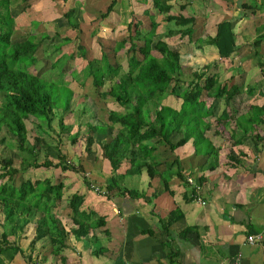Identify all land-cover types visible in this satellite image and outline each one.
Here are the masks:
<instances>
[{
	"label": "trees",
	"instance_id": "obj_1",
	"mask_svg": "<svg viewBox=\"0 0 264 264\" xmlns=\"http://www.w3.org/2000/svg\"><path fill=\"white\" fill-rule=\"evenodd\" d=\"M147 1L143 0V4H147ZM174 1L177 0H150L152 7L144 9L139 16L130 13L131 20L126 26V35L114 38L113 46L97 43L100 50L98 59L87 58L86 48L80 43L79 37L82 26L73 23L77 18L79 23L82 22L79 10L84 5L71 7L61 14L68 27L77 34L74 37L65 36L63 43L56 49L70 44L76 37L77 54L85 61V66L81 70L83 79L91 78V85L102 101L107 98L112 101L103 102L101 108L97 107L99 113H106L104 120L95 118L94 122H78L76 119L78 129L70 132L71 125L64 123V116L71 112L74 92L67 82L62 80L60 82L59 78L57 79L62 74L57 72L55 66H51L49 70H45L51 71V76H56L51 80L45 79L43 72L38 75L30 73L27 69L15 67L22 65L27 68L35 65L38 61L36 53L40 43L49 39V35L40 32L38 35L28 34L22 37L18 32H14L16 26H20L16 25L12 29L14 20L18 23L20 15L14 19L10 14L11 0H0V132L5 131L15 140V145H12L5 143L4 137L0 138V145H5L11 153L0 156V264H34L31 254H26L22 250L16 237L24 233L29 225H32L34 230L30 245L34 246L47 237L51 248L49 253L57 260L63 261L60 253L65 246L67 233L57 217L62 201L66 203V214L76 226L71 230L75 237L86 235L90 228L104 226L103 217H98L93 210L82 209L84 196L79 193V189L83 186L88 190L93 189L85 176L88 169L85 167L86 163L83 165L81 157L79 163L75 165L56 147L57 162L48 158L42 162L36 159L40 149L47 153L50 148L45 137H52L51 122L55 111L60 112L57 117L60 133L67 132L71 146L79 141L83 142L85 157H89L91 162L96 154L95 147L98 146L101 150L111 170V180L102 189L107 194L114 190L120 191V182L126 175H141L143 171L148 177L147 190L152 180L158 178L163 188L168 191L164 172L158 170L164 165V162H160L157 152L161 145L174 153L176 149L193 139L194 154L204 156L205 163L208 159H213V163L210 162L212 165L208 166L213 170L217 150L206 136L212 123L215 126L213 134L221 136L222 127L228 121L234 120L237 131L230 135V145L243 144L245 138H250L255 152H260L258 141L264 144V136L260 137L254 127L264 124L262 119L264 105L248 106L246 113L237 118L233 116L234 114L229 116L226 108L241 94L242 88L232 82H220L219 75L211 72V68L218 60L203 62L204 64L196 69L188 68L190 77L186 78L178 45H170L164 40L178 36L197 50L213 48L220 60L231 59L237 50L235 21L225 19L217 23L214 36L199 35L195 28L196 17L188 15L186 10L193 1L202 2L204 6L205 1L210 0L179 2L178 12L175 14L171 12L173 9L171 3ZM116 4L117 0H109L104 11L94 18L93 24L98 23V29L110 28V32L115 29L105 21L110 13L114 12ZM26 5L25 8H31L30 3ZM241 7L244 12L253 13L256 9L246 4ZM155 11L162 15V21L167 24L166 30L162 33L156 32L159 24L155 20ZM145 19L148 21L147 24ZM5 20L8 21V25L11 24V28H7ZM38 25V22H33L34 28ZM96 32L97 29L94 30V35ZM258 42L259 39L250 45L256 47ZM71 57L73 59L72 54ZM257 67L264 81V62L258 60ZM70 77L73 81L77 78L75 70L71 71ZM48 82L50 83L46 85ZM250 89L252 90V87ZM259 94L262 92L259 91ZM168 98H174L179 102L178 107L173 108L165 104ZM208 100H218L223 104L222 111L213 122L209 121V118L213 117L211 110L213 105L208 104ZM109 105L116 106L118 110L109 108ZM26 121L35 125L36 133L32 145L27 143ZM66 125L68 129L65 128ZM83 126L86 129L81 132ZM175 132L182 136L173 143L170 138ZM100 133L104 134L105 138L97 143L95 135ZM15 156L25 163L23 168L21 165L16 166ZM226 157L228 159L226 164L230 166L239 163L238 156L235 158L230 153ZM123 165L124 172L117 174V170ZM165 166L169 168L171 164ZM36 169H58L61 173L54 180L47 178L49 176L44 178L29 176L28 171ZM21 173L24 179L16 186L13 178ZM75 175H81L82 185L79 188H75L74 185ZM145 192L123 190L120 194L138 199L144 198ZM170 214V221L174 222L179 219L181 213L175 209ZM167 225L168 223L164 226ZM16 257L22 262H17Z\"/></svg>",
	"mask_w": 264,
	"mask_h": 264
},
{
	"label": "crops",
	"instance_id": "obj_2",
	"mask_svg": "<svg viewBox=\"0 0 264 264\" xmlns=\"http://www.w3.org/2000/svg\"><path fill=\"white\" fill-rule=\"evenodd\" d=\"M119 2L117 0L116 5ZM129 3V13L140 15L146 9L137 14L133 8L143 5V0H130ZM108 4L109 0H34L30 9L41 16L42 10L53 9L62 14L71 7L84 5L79 10L84 23L97 18ZM204 4L206 13L200 14L204 19L202 26L198 20L195 24L197 34L214 36L217 23L225 19L235 21L237 50L233 57L220 60L213 48L207 50L212 56L209 61L218 60L211 72L219 75L220 82H232L242 88L241 94L226 108L229 116L234 114L237 118L246 113L248 106L264 105V81L257 67L258 60L264 62V0H210ZM243 4L256 9L253 13L244 12ZM199 5L202 2L193 1L187 8ZM115 11L105 22L116 28ZM257 39L258 46H251ZM165 101L173 108L178 107L179 102L174 98ZM208 104L213 105V117L209 118L213 122L223 104L218 100H208ZM254 128L260 137L264 136V124ZM214 129L212 123L206 132L217 150L213 170L208 168L213 159L205 163L204 156L194 154L193 139L174 153L164 145L158 147L159 160L164 162L158 170L164 172L168 191L158 178L152 180L147 190L145 171L141 175H126L120 182V191L114 190L107 196L81 187L82 209L93 210L98 217H103L104 226L90 228L86 235L75 237L71 230L76 226L68 214H58L67 233L60 253L62 262L49 253L47 237L30 245L34 236L32 225L26 233L16 236L18 245L26 254H31L34 264H229L238 254L239 264H264V144L258 141L259 153L255 152L250 138H245L243 144L231 146L230 135L237 131L234 120L222 127L221 136L213 134ZM181 136L175 132L170 139L174 143ZM95 138L99 143L105 135L100 133ZM230 153L239 157V163L226 164V156ZM92 165L91 176L85 174L92 187L102 190L111 180V170L99 147ZM184 169L195 183L200 179L197 196L181 175ZM124 170L125 165L117 174ZM78 179L74 181L75 188L82 185ZM123 190L147 191L144 198L136 199L122 196ZM175 209L181 214L177 221L171 222L170 213ZM248 236H254L256 241L249 244Z\"/></svg>",
	"mask_w": 264,
	"mask_h": 264
},
{
	"label": "rangeland",
	"instance_id": "obj_3",
	"mask_svg": "<svg viewBox=\"0 0 264 264\" xmlns=\"http://www.w3.org/2000/svg\"><path fill=\"white\" fill-rule=\"evenodd\" d=\"M130 0H120L119 4L116 5V15L115 19L117 20L115 26L116 28L113 31L104 30L101 28H97V23L91 24V22H85L79 23V18L75 21L74 24L79 26L81 25V34H80V43H82L86 48V55L88 59L94 58L98 59L100 57V50L98 46V42L105 43L106 46H113L114 38H120L122 35H126V25L127 22L131 20L130 13H129V3ZM190 2L191 0H177L176 2H172L173 9L171 10L172 13L178 12V4L179 2ZM148 4H143L141 6H135L133 8V11L137 14L141 13L143 8L152 7L150 0L147 1ZM32 4L34 3V0H28L27 2H24L23 0H11L10 5V14L11 16L16 19L20 15V20L17 23L14 20V24L12 29L15 28L16 25H20L19 27L16 26L14 29V32H18L19 35H22V37L27 36L28 34L38 35L40 32H46L49 35V39L43 40L40 43V47L37 51V58L38 61L35 65L31 67L25 68L22 65H16V68H23L27 69L30 73L38 74L40 75L42 72L45 74V79H51L53 80L56 78V76H51V71H45L49 70L51 66H55L57 69V72H60L62 75L59 78V81H65L68 83V86L70 89L74 92V97L71 101V112L66 114L64 116V123L67 125H71L70 132H75L76 129H78V126L76 125V119H78V122H85L90 121L94 122L95 118L97 119H105L106 113H99L97 111V107H102L103 102H112L110 99H103V101L98 97L96 90L91 85V78L86 77L83 79L82 75V69L85 66V61L80 59L77 50V40H72V42L66 46L63 45L62 48L57 50L56 48L59 46V44L63 43V38L66 37H74L77 32L71 30L68 25L65 18L61 16L60 13H57L56 10H42L41 16L37 13H34L33 10L30 8H25L27 6L26 4ZM102 10V9H101ZM104 11V10H102ZM205 12V9L202 5H199L197 7L191 6L190 9L187 8L186 13L188 15H194L196 19L198 20L197 23L199 26H202L204 19L201 17L200 14H203ZM206 13V12H205ZM155 20L158 22V33H162L166 30L167 24L162 21V15H158L156 11L154 12ZM139 16V15H138ZM6 21V20H5ZM38 22L39 25L34 28L33 22ZM32 22V25H31ZM147 19H145V23L147 24ZM5 25L11 28V24L8 25V21L5 22ZM198 27V26H197ZM18 28V29H17ZM97 29L96 35H94V30ZM113 32V33H112ZM57 35V36H55ZM21 39V37H19ZM165 41H167L170 45H178V49L180 51L181 55V64L183 66V72L186 78H189V70L190 69H196V67H200L203 65V62L209 61L211 59V54L207 49H204L203 51L200 50H194L192 45H189L186 40L183 38H180L178 36H173L169 38H164ZM153 54L157 55L155 51H152ZM71 54L73 55V59H71ZM121 56H125L123 54H119ZM124 67H126V63H124ZM75 70L77 73V78L73 81L70 77L71 71ZM41 77V76H40ZM50 82L46 83L48 85ZM63 95L65 93L63 92ZM167 102V101H165ZM207 105V104H206ZM109 108L113 110H118V108L114 105H109ZM120 110V109H119ZM81 111V112H80ZM60 115L59 111H55V115L51 122V127L53 129V134L51 138H47V142L50 145V148L48 152L46 153L44 150L40 149V151L36 154V159L39 162H42L44 159L48 158L53 162H57V149L60 150L62 155L66 156V159L70 161L73 164H78L80 159L84 161L83 165L85 164V167L88 169L86 172L91 176L93 162H91V159L89 157H85V153L83 151V142L79 141L74 146H71L67 139V132L63 131L60 133L59 126L57 123V117ZM27 125V143L29 145L33 144V137L36 133L35 125L32 124L29 121H26ZM66 125V129H68V126ZM86 128L83 126L81 127V132H83ZM5 138V143H11L12 145H15V140L11 138L10 135H7L5 131L0 132V138ZM97 141V140H96ZM96 152H98V147H95ZM10 155L11 153L7 149L5 145H0V156L3 154ZM81 157V158H80ZM15 158V164L17 167L19 165L23 166L25 163H22L16 156ZM80 158V159H79ZM30 172V173H29ZM31 177H39L44 178L46 176H49L47 178H50L51 180H54L57 175H59L61 172L58 169H50V170H43V169H36L28 171ZM76 179L81 180V175H75ZM24 179L23 174H18L13 178V183L18 186L20 182ZM93 192V190H92ZM95 193V192H94ZM65 201H62L60 204V207L58 209L59 214H66L65 209ZM0 220H1V214H0ZM28 228V227H27ZM27 228L25 229L27 232ZM17 262H22L18 257Z\"/></svg>",
	"mask_w": 264,
	"mask_h": 264
},
{
	"label": "built area",
	"instance_id": "obj_4",
	"mask_svg": "<svg viewBox=\"0 0 264 264\" xmlns=\"http://www.w3.org/2000/svg\"><path fill=\"white\" fill-rule=\"evenodd\" d=\"M86 175H87V174H85V176H86ZM181 175H182V177L184 178L185 182H186L188 185H190V186L193 187V189H194V196H197V195L199 194V191H200V185H198V184H196V183L194 182V179H193V177L189 174V171H188V170H186V169L182 170V171H181ZM86 177H87V176H86ZM92 188H93V190H94L96 193H99L100 195H103V196L107 195V193H106L105 191H103V190H100V189H98V188H96V187H92ZM202 204H203V203H202ZM247 241H248L249 244H252V243H254V242L256 241V238H255L254 236H248V237H247ZM239 262H240V254L236 255V256L233 258V260H231V262H230L229 264H239Z\"/></svg>",
	"mask_w": 264,
	"mask_h": 264
}]
</instances>
